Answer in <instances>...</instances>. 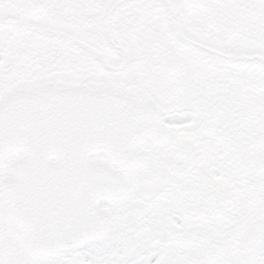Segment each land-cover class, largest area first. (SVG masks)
Here are the masks:
<instances>
[{
    "label": "snow or ice",
    "instance_id": "obj_1",
    "mask_svg": "<svg viewBox=\"0 0 264 264\" xmlns=\"http://www.w3.org/2000/svg\"><path fill=\"white\" fill-rule=\"evenodd\" d=\"M0 264H264V0H0Z\"/></svg>",
    "mask_w": 264,
    "mask_h": 264
}]
</instances>
